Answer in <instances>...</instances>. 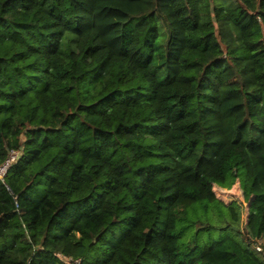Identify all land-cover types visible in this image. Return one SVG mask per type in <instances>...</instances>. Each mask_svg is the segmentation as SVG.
I'll return each mask as SVG.
<instances>
[{"label":"trees","instance_id":"1","mask_svg":"<svg viewBox=\"0 0 264 264\" xmlns=\"http://www.w3.org/2000/svg\"><path fill=\"white\" fill-rule=\"evenodd\" d=\"M10 150L0 264H264V0H0Z\"/></svg>","mask_w":264,"mask_h":264},{"label":"rangeland","instance_id":"2","mask_svg":"<svg viewBox=\"0 0 264 264\" xmlns=\"http://www.w3.org/2000/svg\"><path fill=\"white\" fill-rule=\"evenodd\" d=\"M233 176H235V172H233ZM215 192L217 196L226 203L234 202L241 206V226H243V221L246 216V204L243 201L241 191L239 189L238 179L229 178L228 184L222 189L215 186ZM260 250L261 249H259V251Z\"/></svg>","mask_w":264,"mask_h":264},{"label":"built area","instance_id":"3","mask_svg":"<svg viewBox=\"0 0 264 264\" xmlns=\"http://www.w3.org/2000/svg\"><path fill=\"white\" fill-rule=\"evenodd\" d=\"M18 157V153L17 151L14 150H10L8 153V157L7 159L0 164V182H2L4 184L5 178L8 174L9 169L11 168V166L16 162ZM14 201H15V206L16 208L18 207L17 204V200L16 197H14ZM260 248L257 247V250L259 251ZM59 257L65 262V263H69L71 260L67 259L61 255H59ZM75 263H79V261H76Z\"/></svg>","mask_w":264,"mask_h":264}]
</instances>
